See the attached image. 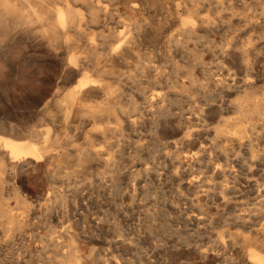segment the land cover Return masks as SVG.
Here are the masks:
<instances>
[{"label":"rangeland","instance_id":"obj_1","mask_svg":"<svg viewBox=\"0 0 264 264\" xmlns=\"http://www.w3.org/2000/svg\"><path fill=\"white\" fill-rule=\"evenodd\" d=\"M165 1L127 0L126 13L143 25L138 46L124 61L99 59L84 71L90 79L99 75L97 83L109 92V110L94 118L81 115L78 102L60 110L56 103L61 94L53 101L57 113L52 122L27 94L47 96L57 84L41 70L44 59L40 55L47 47L36 37L26 40L0 34V132L1 123L12 120L23 127L32 126L40 134L49 131L53 136L57 132L62 141L53 150L62 155L47 162L12 169L6 161L0 174V264L235 263L229 256L220 261L211 251L206 255L203 251L217 230L242 229L236 226L235 215L244 213V208L233 211L229 207L236 203L235 197H250L253 205H249L254 208L264 195V2ZM107 4L110 7L109 1ZM121 28L126 30L113 19L103 28L88 26L84 33H116ZM167 33L173 40L165 47L162 37ZM244 49L245 58L241 56ZM244 92L250 93L260 109L249 118L240 117L229 103ZM103 103L104 96H99L87 104ZM224 124H228L225 131L215 134V128ZM225 135L236 137L238 146L230 151L231 141H221L232 161L224 166L227 173L222 176L219 167L209 162V154L224 161L221 148H203ZM170 142L174 145L169 146ZM84 149L98 150L100 159L107 161H77ZM57 167L66 173L49 177L47 171ZM220 186L231 192L226 196L229 208L218 197ZM72 245L77 246V258Z\"/></svg>","mask_w":264,"mask_h":264},{"label":"bare ground","instance_id":"obj_2","mask_svg":"<svg viewBox=\"0 0 264 264\" xmlns=\"http://www.w3.org/2000/svg\"><path fill=\"white\" fill-rule=\"evenodd\" d=\"M107 1L110 2V5H109L110 7H108ZM155 1H157V0H155ZM159 1H162V0H159ZM166 1H168V0H166ZM166 1H165V3H166ZM217 1L222 2V0H217ZM237 2H238V0H237ZM259 2H264V0H260ZM153 3H155V2H153ZM188 3H189L188 5H191L190 2H188ZM211 3H213V2H211ZM151 4H152V2H151ZM162 4L163 3H160V5H162ZM209 5H212V4L209 3ZM173 6H175V5H173ZM127 7H128L127 6V0H0V34L1 35H10V36H14V37H22V39L25 38L26 40L27 39H31V38L33 39V37H36V39L38 38V40L40 39V41L44 42V45L47 47L46 48L47 49L46 52L44 54L42 52V55H40L44 59V63L41 64L42 69L41 68L40 69L43 71V73L45 75H47V74L51 75L54 79H56L57 84L54 86V88L52 89L50 94H48L47 96H42L38 92H33L34 93L33 94V93H30V92L27 93V91H26V93L28 95H32L33 100H34V102L36 104H40L41 105V109L43 110V112L47 113L48 117L50 118V120L52 122L55 121V119H56L55 117H56V113H57L56 111L53 110V107H52L53 101L56 99L57 96H60L61 94L62 95H61L60 99L56 103L60 110H65V109L67 110V109L70 108V106L75 105L77 102L81 103V105H82L81 108L79 107L81 115H86V116H89V117H92V118H94L95 116L96 117L100 116L103 113V111H108L109 110V108H107V106H106L107 103H110V102H108L109 99L106 97L107 93H109V92H108V90H107V88L105 86H103V85L100 86L97 83L100 80V79L98 81L96 80L99 77V75L97 76L96 79H90L91 77H89L87 74H84V71H86L87 70L86 68L90 67V65H92V66L94 65L95 66L97 63H99V61H98L99 59L106 61V60L111 58V59H114V60H123L124 61V59L128 55L132 54L135 46L137 45V42H139L138 39L140 37V31H141L143 25L141 23L142 21L140 22V20L138 18H136L134 15H130V14L126 13ZM166 7H168V6H166ZM210 7L212 8V6H210ZM218 8H221V7H218ZM215 9H217V8H215ZM224 9H226V8H224ZM173 10H174V8H172V11ZM210 11H212V9H210ZM213 12H215V11H213ZM158 13H159V8H158ZM154 14L157 15L156 13H154ZM212 15H213V13H212ZM259 15H260V13H259ZM161 16H162V14H161ZM178 17H179V15L177 16V18ZM209 18H210V16H209ZM113 19H116V21L122 23L124 25V27L126 28V30L124 31V28H123V30L121 28V29H119L120 31H118L116 33L108 32L107 34L96 33V34H91L90 36L85 35L84 32L88 28V26H94L96 28H100V26H102V28H103V26H105V25H107L109 23V20H113ZM172 19H174V18H172ZM258 19H260V18H257V20ZM168 20H170V18ZM178 20H179V18H178ZM207 20H208V18H207ZM209 21H211V20H209ZM242 22H243V20H242ZM174 24H175V22H174ZM165 26H166V24H165ZM203 28H205V26H203ZM151 29L153 30L154 28H151ZM189 30H191V29H189ZM122 31H124V32H122ZM146 31L149 32L150 30L149 31L146 30ZM246 31H247V29H246ZM150 32L152 33V31H150ZM151 33H149V34H151ZM159 35H160V33H159ZM183 35H184V33H183ZM97 36L101 37V38L97 39ZM162 38H163L162 44L165 47H166V45L170 44L171 41L173 40V37L171 35H169L168 33L166 35H163ZM158 42H161V41L158 40ZM237 44L238 43H236V45ZM238 45H240V44H238ZM165 47L163 49H165ZM161 48L162 47H160V49ZM240 48H241V46H240ZM245 48H247V47H245ZM167 53H168V51H167ZM167 53L165 52V54H167ZM242 53H243V55H241V56L242 57L244 56V58H245L246 50L245 49L242 50ZM167 55H169V54H167ZM162 56H165V55H162ZM161 57H159V58H161ZM146 61H148V60L146 59ZM243 62H246V60L243 61ZM7 65L8 66H13L12 64H10V62H7ZM99 67H101V66H99ZM138 67H140V66H138ZM145 67H146V65H145ZM148 67L151 68L152 70L153 69H155V70L157 69V66H153V65H150ZM52 69H54L55 71H53L51 73ZM248 69H249V67H248ZM97 72H98V70H97ZM248 73H250V72H248ZM97 74H95V75H97ZM239 74L241 76V73H239ZM92 75H94V73ZM100 75L102 76V74H100ZM141 76H143V75H141ZM242 77H244V76H242ZM249 79H250V77H249ZM134 80H132V81H134ZM152 80H153V77H152ZM71 82H75V83L73 85H71L70 87H67L68 84L71 83ZM137 82H139V81H137ZM239 83H240V80H239ZM231 86H233V85H231ZM231 86H229V87H231ZM237 87H238V85H237ZM22 89H24V88H22ZM99 96H101V97L104 96L103 105H97L96 104V106H91V105L87 104L89 101L93 100L94 98L95 99L97 97L99 98ZM139 96H140V94H139ZM164 96L165 95H163V97ZM123 97H125V96H123ZM26 98H28V97H26ZM219 98H221V97H219ZM235 98H236V96H235ZM222 100L224 102L223 98H222ZM211 103H212L211 105H213L214 102H211ZM229 103H231L230 105L232 106V109L235 110V113H236V109H237V113H239V116L243 117V118L244 117L245 118H249L253 114L257 115L259 113V111H260V109L257 107V104L251 98V95H250L249 92H244L243 96H241L239 99H237L235 101L230 100ZM111 108L112 107H110V109ZM221 109H223V108H221ZM99 112H102V113L100 114ZM219 112H221V111H219ZM201 114H202V112H201ZM217 114L220 115V113H217ZM58 115H60V114H58ZM199 115H200V113H199ZM82 117H84V116H82ZM85 121H87V120L85 119ZM85 121L83 123L84 125L87 124V123L85 124ZM12 122H13L12 120L11 121L5 120L4 122L1 123V125L3 126V131L0 132V174L5 170V168L7 166L6 165V161L10 162L9 165H12V169H13L14 167H18V166H25V165L33 164V163H41V162H44V161L47 162V160H49L50 157H52V158L56 157L57 158V157H60V155H62V153L61 154H57L56 152L53 151L56 148L58 149V147H60L61 143H62L61 138L58 137L57 135H55L57 132H55L53 136H49V133H48L49 131H47V130H46L47 132H45V134H43V133L40 134L38 132V130H36L32 126L23 127V125H21L19 123H12ZM131 122H133V121H131ZM234 123H236V117H235V122ZM243 124L246 125L245 123H243ZM2 126H1V128H2ZM227 126H228V124H224L223 127L219 126V127L215 128V134L222 133L223 131H225V128H227ZM104 127H106V126H104ZM104 127H103V129H104ZM81 128H82V126H81ZM48 130H49V128H48ZM111 130H113V129H111ZM98 131H100V130H98ZM87 134H88V132H87ZM92 135H90V136H92ZM94 136H95V134H94ZM94 136H92V137H94ZM215 136H217V135H215ZM223 139L231 141L230 151H234V150L237 149L236 147L238 145L236 146V137H231V136H226V135L223 136L222 139L217 140L216 142H214L212 144L210 143L208 145L209 147H207L208 149H205V148H203V149L205 151L206 150H211L213 147H216V146L221 148L220 153H221L222 159H224V161H222L218 157H216L215 160H214V159H212V157L209 154V158H210L209 162L212 163V164H216V166L220 168V170L218 168L217 172L220 173L222 176H225V174L227 173V169L224 166H228L229 162H232V161L228 160V156L229 155H228V152H226V148L227 147L224 146V145H221V141H223ZM173 145H174V142H170L169 143V146H173ZM204 150H203V152H204ZM215 152H214V154H215ZM100 153L101 152H99L98 150H92V149H86L85 150L84 149V151H82L81 153H78L79 156L77 158V161L78 160H82V161H85V160L86 161L87 160H96V161L97 160H103L104 161V160H106L104 157L100 159V157H99ZM204 154L206 155V153H204ZM67 156H66V158H68ZM74 160H75V158H74ZM103 166H105V165H103ZM60 167H57V168L52 169V170H48L47 171L48 172V176L51 177V178H57L58 176L59 177L62 176L63 173H66ZM205 167H206V165H205ZM86 168H88V167H86ZM101 168H103V167H101ZM198 169H199V167H198ZM193 179H194V177H193ZM214 180H217V179H214ZM237 183H239V182H237ZM226 185H228V184H226ZM247 186H248V183H247ZM214 188H216V187H214ZM220 188L221 189H220V192L218 194V197H219V199H221V204L225 205L227 208L231 207L233 211H237L238 207L239 208H244V210H245L244 213H240V214L236 213V215H235V217H236V226H240L242 229L240 231H236V232H231L229 229H223V228L217 230L216 233H215V238L212 240L211 244L206 246L205 250L203 251V254L206 255L208 253V251H211L212 255L214 254L216 256V259L220 260V261H224L225 260L224 258L225 257L227 258V256H229L228 258L235 262V263H233V262L229 261L230 264H264V219H262V218H264V197H262L264 195L261 196V200H257L255 202V205H254L255 207L254 208L249 205L250 203L251 204L253 203L252 201L249 202V198L250 197L248 199H244V196L243 197L242 196L241 197H235L236 200H237L236 203L230 205L229 202H228V198H226V196L230 195L229 193H231V192H229V189L227 190L226 186L225 187H221L220 186ZM194 190H195V188H194ZM188 195H190V194H188ZM249 195H250V193H249ZM206 196H207V194H206ZM255 196H257V195H255ZM194 200H196V199L194 198ZM200 200H201V198H200ZM202 200H203V198H202ZM217 205H218V203H217ZM200 206H202V205H200ZM198 208H200V207H198ZM205 210H206V208H205ZM216 210H218V209H216ZM221 210H223V209H221ZM240 211H241V209H240ZM209 212L212 214L213 211L211 212V210L209 209ZM253 212H255V213H253ZM203 213H205V212H203ZM221 213H222V211H221ZM232 215L233 214H231V216ZM204 217H205V215H204ZM198 218H202V217L199 216ZM208 220L211 221V217L209 216V214H208ZM256 221H257V223H255ZM73 244H74V242H73ZM76 247L73 246V250H74L73 256L75 258L78 257L77 254H76L78 249H76ZM228 250H230L229 254H227ZM227 262H228V260H227ZM219 264H221V263H219Z\"/></svg>","mask_w":264,"mask_h":264},{"label":"snow or ice","instance_id":"obj_3","mask_svg":"<svg viewBox=\"0 0 264 264\" xmlns=\"http://www.w3.org/2000/svg\"><path fill=\"white\" fill-rule=\"evenodd\" d=\"M14 75V73H12Z\"/></svg>","mask_w":264,"mask_h":264}]
</instances>
